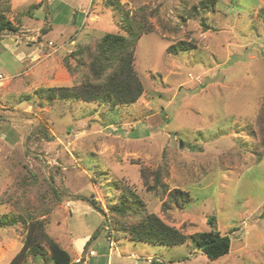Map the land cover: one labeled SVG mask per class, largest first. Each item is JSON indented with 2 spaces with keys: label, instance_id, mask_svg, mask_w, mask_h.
<instances>
[{
  "label": "rangeland",
  "instance_id": "obj_1",
  "mask_svg": "<svg viewBox=\"0 0 264 264\" xmlns=\"http://www.w3.org/2000/svg\"><path fill=\"white\" fill-rule=\"evenodd\" d=\"M118 1L0 0L16 27L0 33V216L25 220L0 227V264H56L44 241L45 255L30 252L36 221L75 262L113 248L139 257L113 264H264V0ZM122 9L145 25L133 62L139 98L115 107L50 99L43 89L86 81L88 65L72 54L125 32ZM182 42L194 47L173 52ZM176 188L187 203L169 198ZM131 191L187 241L168 247L120 232L139 214L111 208ZM214 227L232 247L211 260L191 236ZM94 232L78 251L75 239ZM101 256L95 264H106Z\"/></svg>",
  "mask_w": 264,
  "mask_h": 264
},
{
  "label": "trees",
  "instance_id": "obj_2",
  "mask_svg": "<svg viewBox=\"0 0 264 264\" xmlns=\"http://www.w3.org/2000/svg\"><path fill=\"white\" fill-rule=\"evenodd\" d=\"M109 1L115 6H122L118 0ZM122 14L125 32H108L104 34L97 43L95 51L82 47L73 52L72 56L77 59L78 66L87 64L89 67L86 81L83 82L81 87L63 86L43 89L50 99L74 98L86 102H100L115 107L119 104L133 103L139 98L143 92V85L134 71L133 62L137 41L145 25L143 26L141 22L130 18L129 14L123 9ZM5 30L15 31L16 27L3 13H0V33ZM190 47L194 46L187 42H182L179 46L172 47V51L177 52ZM85 52L88 53L87 61L84 60ZM69 65L68 67L71 68ZM261 129L263 133L264 127L261 126ZM45 136L49 138L46 132ZM261 143L264 145V136ZM159 182L160 175L157 172L156 183ZM168 196L175 204L187 203L190 199L187 191L178 188L170 192ZM80 199L86 201L97 211H103L96 199L88 198L87 196H80ZM143 207L137 195L131 191L123 193L118 202L111 208L115 214L121 216L139 214L137 221L132 223L121 222L118 227L119 231L127 235L130 240L156 243L168 247L181 245L187 241L188 235L180 229L165 223L156 214L148 213ZM20 221L25 222L21 215L8 212L0 216V227L12 226ZM208 221L211 225H214V217L208 218ZM31 227L37 230L31 239L29 248L33 256L37 257L46 254V249L42 243L44 241L49 246L50 259L56 264H85L83 259L77 262L73 261L69 250L45 231L43 221L33 222ZM97 232L90 236L84 250L97 237ZM191 238L197 248L211 260L228 254L232 247L231 235L222 234L215 227L214 229L194 233ZM153 262H156L155 258L151 261V263ZM10 264L17 263L13 261Z\"/></svg>",
  "mask_w": 264,
  "mask_h": 264
},
{
  "label": "crops",
  "instance_id": "obj_3",
  "mask_svg": "<svg viewBox=\"0 0 264 264\" xmlns=\"http://www.w3.org/2000/svg\"><path fill=\"white\" fill-rule=\"evenodd\" d=\"M89 238H90V235L86 234L83 237H81L80 239L79 238L75 239L76 240L75 241L76 242L75 246H77V250L78 251L84 249V246H85V244H86V242L88 241ZM90 249H92V251H94L93 250L94 247H91ZM110 250H111V247H110ZM100 252L101 251H99L98 253H94L92 255H87L86 257H84L85 264H89V263L90 264H92V263L95 264L96 263L95 261H97L96 258L98 257L99 254L102 255L100 258H102V257L105 258V263L106 264H113L114 263V257H117L118 259H126V258H129V257H133L135 259L139 258L137 253H132L131 255H124V253L118 252L117 254H115V250L113 252V248H112V253H110V254L108 253L109 250L106 253H105V251L103 253H100ZM150 257H152V255H149L146 258H150ZM146 261H148V260L146 259ZM149 263H151V262H149ZM153 263H156V262H153Z\"/></svg>",
  "mask_w": 264,
  "mask_h": 264
},
{
  "label": "built area",
  "instance_id": "obj_4",
  "mask_svg": "<svg viewBox=\"0 0 264 264\" xmlns=\"http://www.w3.org/2000/svg\"><path fill=\"white\" fill-rule=\"evenodd\" d=\"M0 78H3V75H2V74H0ZM152 260H153V258H151V257L148 258V261H149V262H151Z\"/></svg>",
  "mask_w": 264,
  "mask_h": 264
}]
</instances>
